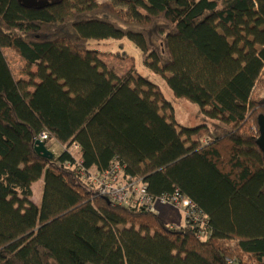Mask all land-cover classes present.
I'll list each match as a JSON object with an SVG mask.
<instances>
[{
    "label": "trees",
    "instance_id": "trees-1",
    "mask_svg": "<svg viewBox=\"0 0 264 264\" xmlns=\"http://www.w3.org/2000/svg\"><path fill=\"white\" fill-rule=\"evenodd\" d=\"M36 1L0 0V264H264V0ZM123 39L201 125H178L134 65L122 75L86 48ZM41 133L64 151L38 154ZM73 145L87 169L118 162L152 198L187 197L206 236L93 193L67 166Z\"/></svg>",
    "mask_w": 264,
    "mask_h": 264
},
{
    "label": "built area",
    "instance_id": "built-area-1",
    "mask_svg": "<svg viewBox=\"0 0 264 264\" xmlns=\"http://www.w3.org/2000/svg\"><path fill=\"white\" fill-rule=\"evenodd\" d=\"M47 140V134L41 133L39 141ZM71 148L78 150L76 145ZM70 148V149H71ZM70 149L68 151L72 155ZM74 158L72 165L67 166L74 171L77 177L88 186L93 193L102 196L114 206L136 208L145 212L154 213L157 205L168 206L182 212L184 225L191 224L198 228L200 237H205V217L196 206L187 198L175 191L170 195L152 198L141 180L127 178L118 162L111 164L108 170L99 172L94 168H85L80 158Z\"/></svg>",
    "mask_w": 264,
    "mask_h": 264
},
{
    "label": "rangeland",
    "instance_id": "rangeland-1",
    "mask_svg": "<svg viewBox=\"0 0 264 264\" xmlns=\"http://www.w3.org/2000/svg\"><path fill=\"white\" fill-rule=\"evenodd\" d=\"M86 48L88 50L99 51L105 55V61L113 64L114 68L122 72V75L128 74L131 67L134 65V71L137 75L147 78L150 82L157 85L160 92L164 95L166 100L172 105L174 110V118L178 125L186 128H194L202 124V120L198 115V108L196 105L191 104L185 99H178L174 97L168 88L165 80L159 75L151 71L149 67L144 64L142 52L127 39L113 41V40H89ZM125 52L130 58L122 61L116 57V53L121 54ZM5 56L9 63L10 69L15 76H18V72L22 68V63L19 57L15 54L5 51ZM34 70V69H33ZM27 79V78H25ZM49 150V149H48ZM72 155L75 158H79V153L76 149H70ZM51 152V151H50ZM162 207L164 211V218L171 219L172 222H183L182 212L178 209L168 206L157 205ZM154 211V212H155ZM184 225V224H183Z\"/></svg>",
    "mask_w": 264,
    "mask_h": 264
},
{
    "label": "water",
    "instance_id": "water-1",
    "mask_svg": "<svg viewBox=\"0 0 264 264\" xmlns=\"http://www.w3.org/2000/svg\"><path fill=\"white\" fill-rule=\"evenodd\" d=\"M20 2L23 6H26L28 8L40 9L47 6V3L44 1L20 0ZM257 127L259 136L256 140V144L264 155V115L262 114L257 117ZM35 151L44 158H53V153L50 152L47 146H45V144L39 140L35 143Z\"/></svg>",
    "mask_w": 264,
    "mask_h": 264
},
{
    "label": "crops",
    "instance_id": "crops-1",
    "mask_svg": "<svg viewBox=\"0 0 264 264\" xmlns=\"http://www.w3.org/2000/svg\"><path fill=\"white\" fill-rule=\"evenodd\" d=\"M47 148L53 153L54 156H58L59 154L64 151V148L58 145L55 141H50L47 144ZM79 153V151L77 150ZM80 155V154H79ZM32 199L31 202L39 206L41 202V195H42V189H43V181L40 180L32 185ZM164 209L162 207H158L154 214H156L166 225L168 226H174V227H182L184 226L183 222H172L171 219H165L164 216Z\"/></svg>",
    "mask_w": 264,
    "mask_h": 264
}]
</instances>
